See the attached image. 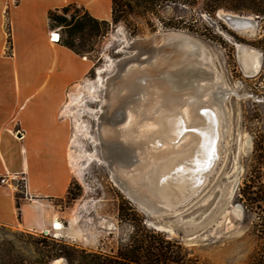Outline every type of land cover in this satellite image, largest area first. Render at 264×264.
Here are the masks:
<instances>
[{"label": "rangeland", "instance_id": "374dc122", "mask_svg": "<svg viewBox=\"0 0 264 264\" xmlns=\"http://www.w3.org/2000/svg\"><path fill=\"white\" fill-rule=\"evenodd\" d=\"M221 10L258 17L255 33L243 35L231 29L217 18L216 13ZM54 15L69 21L75 18L72 29L55 22H51V27L92 64L89 74L77 86L87 87L88 81L97 82L99 77L104 80V86L98 84L99 100H85L95 113L69 115V147L74 139L87 153L96 150L98 159L85 165L83 180L70 164L74 179L65 200L56 203L70 215L65 227L70 229L72 239L0 225V264H92L88 256L115 258L131 244L142 247L141 253L151 245L164 248L171 244L180 264H264V15L220 8L211 16L201 6L165 5L139 16L123 2L116 23H100L98 27L92 24L83 31L77 27L79 22L85 23L82 8L68 6ZM119 28L123 34L114 38ZM169 31L185 33L202 42L207 53L204 61L213 65L223 88L233 93L212 91L215 101L225 104L228 124L226 139L219 143L215 170L189 203L172 215L157 219L155 216L171 212L148 215L136 206L112 180L111 158L106 159V164L100 161L104 160L100 144L95 146L89 137L78 133L76 126L79 120L86 124L91 137H99V122L109 118L106 104L111 88L107 89L106 84L118 74L115 63L137 57L135 51L124 48L137 39H150ZM239 46L261 54L257 74L244 73ZM71 91L69 102L77 98ZM20 190L17 194L22 196L21 184ZM177 214L179 217L175 218ZM225 215L228 230L221 226ZM164 225L172 226V231L163 230ZM60 243L68 247L66 256L50 261L44 258L46 250Z\"/></svg>", "mask_w": 264, "mask_h": 264}, {"label": "bare ground", "instance_id": "6f19581e", "mask_svg": "<svg viewBox=\"0 0 264 264\" xmlns=\"http://www.w3.org/2000/svg\"><path fill=\"white\" fill-rule=\"evenodd\" d=\"M248 26L235 31L253 35L255 26ZM121 34L119 28L114 38ZM161 35L163 43L154 57L129 63L117 79L107 82V89L111 88L106 104L109 118L103 125L99 122V137H91L86 124L79 120L76 126L78 133L89 137L95 146L100 144L104 158L100 161L106 164L111 158L116 186L125 194L132 193L141 209L160 214L175 213L189 203L215 170L219 143L226 139L228 124L225 104L215 101L212 91L221 89L225 95L233 92L223 88L213 65L204 61L207 53L200 42L181 32ZM244 51L239 57L243 71L253 74L261 56ZM98 84L105 85L101 77L97 82L88 81L87 87L75 86L71 94L77 98L69 102L67 112L79 117L94 114L85 100L97 101ZM116 115L122 119L115 120ZM69 157L82 180L85 165L98 159L96 150L87 153L74 139ZM227 220L225 215L221 221L224 230L230 228ZM54 229L58 234L64 226L55 220ZM163 230L172 231V226L164 225Z\"/></svg>", "mask_w": 264, "mask_h": 264}, {"label": "crops", "instance_id": "0c3cea01", "mask_svg": "<svg viewBox=\"0 0 264 264\" xmlns=\"http://www.w3.org/2000/svg\"><path fill=\"white\" fill-rule=\"evenodd\" d=\"M68 6L112 21V0H0V177L26 176L19 200L10 184L0 185V225L56 235L58 220L64 226L60 238L71 240L65 227L70 215L56 203L65 200L74 179L70 91L92 64L61 41H50L49 13Z\"/></svg>", "mask_w": 264, "mask_h": 264}, {"label": "trees", "instance_id": "16d2710c", "mask_svg": "<svg viewBox=\"0 0 264 264\" xmlns=\"http://www.w3.org/2000/svg\"><path fill=\"white\" fill-rule=\"evenodd\" d=\"M113 10H112V22L116 23L120 19L119 11L120 4L125 3L129 8L134 10L137 15L144 16L145 14L154 11L156 8H161L165 5H183L196 7L201 6L202 10L211 16L220 9H230L236 12H248L255 14L256 16L264 15V0H112ZM56 12V11H54ZM54 12L49 13L50 25L51 22L56 24L66 26L68 29L74 27L75 18L71 17L70 21L65 17H59L54 15ZM86 13V12H85ZM78 23V22H76ZM109 25V22H100L93 19L86 13L85 23L82 24L79 22L77 27H80V31H83L85 28H90L92 24H96L98 27L99 24ZM6 33H7V50L6 53L9 55L11 53V32L10 27L6 24ZM70 37L73 35H69ZM62 44L77 53L74 49V46L71 41H66L60 39ZM78 54V53H77ZM21 196L17 194V199L19 200ZM19 207V204H18ZM66 249L68 247L63 244H55V247L48 249L44 252V258H47L48 261L66 256ZM142 247L137 246L136 244L129 245L125 253L119 252V255L115 258H100L96 256H88L90 258V263L92 264H180L179 257L176 252L172 249L171 244L168 247H154L148 246L144 253L142 252ZM76 251V250H75ZM87 256H84V258Z\"/></svg>", "mask_w": 264, "mask_h": 264}, {"label": "water", "instance_id": "95a60500", "mask_svg": "<svg viewBox=\"0 0 264 264\" xmlns=\"http://www.w3.org/2000/svg\"><path fill=\"white\" fill-rule=\"evenodd\" d=\"M216 16L218 19L222 20L225 24H227L233 30H239V29L246 30V29H249L248 25L255 26V29H256L258 26V21H257L258 17L239 15V14L224 12L222 10H221V13H220V11H218L216 13ZM247 32H248V30H247ZM188 36L191 37L192 39L200 42L198 39H196L190 35H188ZM162 38H163L162 35H156V36L151 37L150 39H143V40L137 39L134 42H131L129 44V46L125 47L124 48L125 50L136 51L137 57L136 58H124V59H121L120 61H118L115 64L117 71H118V74H116L117 76L114 77V79L118 78L120 73H122L124 71V69L126 68V66L129 63H131V62H138L139 63L142 60L147 61V60L151 59L152 57H154L159 51V48L157 46H161V44L163 43ZM200 43L203 44L202 42H200ZM257 73H253V74H257ZM126 196L133 203H135L136 206L139 207V203L137 200L133 199L135 196L132 195V193H126ZM142 210L148 215H155L148 208H142ZM172 214H173V211L170 214L159 215V216H155V217H157V219H163L165 216L172 215ZM174 217L175 218L179 217V214L175 215ZM176 221H178V220H176Z\"/></svg>", "mask_w": 264, "mask_h": 264}, {"label": "built area", "instance_id": "2783aa9c", "mask_svg": "<svg viewBox=\"0 0 264 264\" xmlns=\"http://www.w3.org/2000/svg\"><path fill=\"white\" fill-rule=\"evenodd\" d=\"M61 39V35L58 30H53L50 33V41L51 42H59ZM13 189H15L16 192H20V184L22 187V194L25 192L26 188V176L23 174H16L11 177L8 176H1L0 177V185H8ZM47 233V232H46Z\"/></svg>", "mask_w": 264, "mask_h": 264}, {"label": "flooded vegetation", "instance_id": "af4514ba", "mask_svg": "<svg viewBox=\"0 0 264 264\" xmlns=\"http://www.w3.org/2000/svg\"><path fill=\"white\" fill-rule=\"evenodd\" d=\"M239 49H240V51H239ZM244 49H248V48H246V47H242V46H239V48H238V54H239V57H242L243 56V54H244ZM248 50H251V49H248ZM253 51V50H252ZM255 52V51H254ZM256 53H258V52H256ZM258 56H261V54L260 53H258ZM241 62V61H240ZM260 66H261V62H259V64L258 65H256V67H257V69L256 70H254V72L253 73H256L258 70H259V68H260ZM253 74H248L247 76H252ZM118 115V114H117ZM116 115V119L115 120H121L122 118H118V116Z\"/></svg>", "mask_w": 264, "mask_h": 264}]
</instances>
